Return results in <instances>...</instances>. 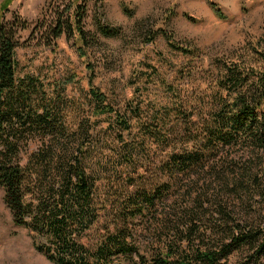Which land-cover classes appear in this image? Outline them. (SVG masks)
<instances>
[{"label":"rangeland","instance_id":"374dc122","mask_svg":"<svg viewBox=\"0 0 264 264\" xmlns=\"http://www.w3.org/2000/svg\"><path fill=\"white\" fill-rule=\"evenodd\" d=\"M70 1L12 0L5 20L20 15L26 22V29L16 36L17 77L35 83L33 98L50 100L57 122L70 134L88 131L89 142L79 156L85 176L93 185L115 192V200L95 208L89 226L72 233L82 252L93 256L122 229L134 252L131 257L112 255L110 264H136V254L151 257L169 248L178 255L186 246L176 232L184 212L200 218L199 231L189 244L199 251L215 252L229 242L224 235L229 227L217 223L219 210L233 209L239 219L251 217L255 228L263 208L259 200L229 195L209 176L222 156L208 153L204 172L196 168L179 179L167 176L168 157L175 150L202 153L193 145L199 128L230 107V100L220 97V82L228 87L234 72L239 73L242 87L231 96L252 97L258 102L256 110L264 111V0H85L81 28L87 38L86 55L77 51L68 34L54 50L49 45V28L66 14ZM212 2L225 18L215 15ZM101 27L114 29L117 35L105 36ZM227 68L233 74L226 75ZM90 86L98 87L107 102L126 116L129 131L118 129L113 117L91 118ZM147 130L151 133L146 136ZM158 131L168 136L167 141L159 143ZM185 140L190 142L175 147ZM240 150L238 146L226 151L230 158L242 156L240 163L245 164L247 153ZM230 158L223 163L233 161ZM4 191L0 188V264H53L37 250L50 249L54 256L53 245L13 222ZM153 195L150 210L126 219L127 199ZM252 253L246 245L237 247L219 264H264V259L253 262Z\"/></svg>","mask_w":264,"mask_h":264},{"label":"trees","instance_id":"16d2710c","mask_svg":"<svg viewBox=\"0 0 264 264\" xmlns=\"http://www.w3.org/2000/svg\"><path fill=\"white\" fill-rule=\"evenodd\" d=\"M11 1L0 3V188L5 190L4 203L16 225L29 228L34 234L50 241L54 256L49 253L50 249L37 247V250L44 253L53 264H110L112 255L131 257L134 249L127 243V236L122 229L110 236L105 245L97 248L93 256L82 252L77 239L72 237L73 232L93 222L95 208L102 207L108 202L107 199L115 200V192L93 185L85 176L79 156L84 153L85 145L89 142L88 131L81 136L74 132L70 134L68 129L57 122L50 100L44 96L39 100L33 98L35 83L17 77L16 36L19 30L26 29V22L20 15H16L11 22L5 20ZM70 3L66 6V14L55 26L49 28V45L54 50L63 35L68 34L77 51L86 55L87 38L81 28L85 0H71ZM210 6L216 16L225 18L215 3L212 2ZM99 30L105 36L117 35L114 29L101 27ZM165 37L169 43L171 39L167 34ZM171 47L188 53V50L178 46L171 44ZM229 70H225L226 75L233 74L234 71ZM239 79V73L234 72V79L229 80V88L220 82V97H227L230 107L226 105L227 108L221 110L217 118L206 121L199 128V136L193 145L200 146L202 153L196 152L199 153L196 155L195 152L185 153L181 150L172 152L168 157L170 173L167 177L170 180L176 177L179 179L182 175L188 176L196 168L204 172L208 153L222 156L218 164L214 162L215 167L211 169L215 170L212 169L209 176L215 177L228 190L229 195L240 193L256 197L263 207L258 216L259 224L253 230L251 217L239 219L232 209L231 213L236 215L234 219L230 211L226 213L219 210L217 223L223 228L229 227L224 230L229 242L222 244L215 252L199 251L189 244L199 231L196 225L200 218L184 212L176 228L177 234L182 236L181 241L186 243L178 251L180 253L176 255L169 248L151 257L136 254V264H219L235 248L244 245L253 251V262L254 259H264V111L256 110L258 102L252 97L240 93L234 98L231 96L233 91L242 87ZM87 91L92 119L110 116L118 129L130 130L129 120L107 102L98 87L90 86ZM135 109L131 110L135 113ZM93 129L94 125L90 124L89 131ZM41 133L43 136H39ZM149 133L150 130H147L144 134ZM158 134L159 143L167 141L165 133L161 136L158 131ZM189 142L181 141L175 147ZM238 146H241L240 151L247 153L246 165L240 163L242 156L240 159L234 156L230 158V152L226 151ZM23 148L26 149L21 152ZM228 158L233 161L223 163ZM43 196L46 200L37 198ZM154 201L155 195L127 199L123 204L126 207V219L142 216L143 212L154 206Z\"/></svg>","mask_w":264,"mask_h":264}]
</instances>
